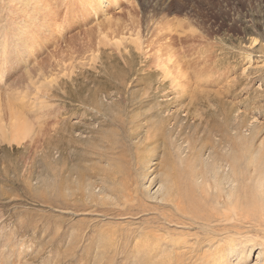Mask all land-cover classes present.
I'll return each instance as SVG.
<instances>
[{
  "label": "rangeland",
  "instance_id": "374dc122",
  "mask_svg": "<svg viewBox=\"0 0 264 264\" xmlns=\"http://www.w3.org/2000/svg\"><path fill=\"white\" fill-rule=\"evenodd\" d=\"M81 2L50 0L41 50L0 52L3 121L11 105L33 129L0 143V264H168L165 251L135 255L137 236L193 242L206 229L176 211V192L161 201L160 185L184 195L211 182L212 164L264 170V0ZM47 57L45 98L24 77Z\"/></svg>",
  "mask_w": 264,
  "mask_h": 264
},
{
  "label": "bare ground",
  "instance_id": "6f19581e",
  "mask_svg": "<svg viewBox=\"0 0 264 264\" xmlns=\"http://www.w3.org/2000/svg\"><path fill=\"white\" fill-rule=\"evenodd\" d=\"M81 1H83L81 2L82 5L92 2V0L90 1L81 0ZM10 2L11 1L4 2V0H0V9L1 10L4 9L3 11L4 17L0 16V52L2 53V51L8 49V51L15 50L17 53L26 52L28 54L30 52L35 53L36 50H33L35 47L37 48V51L44 48L45 45H43V43L47 44V39H48L45 33H47V31L53 28L54 25L53 15L55 14L56 11L55 9H54L55 12L52 10L54 8L53 4L50 3V0H18V1L14 0V4L16 6L14 4L10 5L9 4ZM25 15L26 18L22 19L25 17ZM50 15H52V17ZM8 20L9 21L12 20L11 24L8 22ZM7 23L9 24L8 26L10 27L9 33L3 31V28ZM169 26L170 25H167L168 29H170ZM160 29L161 31H163V28ZM37 31H40L39 36L36 33ZM34 34L37 35L38 38L34 37ZM139 42L140 39L137 34L136 48L139 47L140 44ZM51 60H53V57H47L46 59H43V61L39 64V66L36 69L33 68L31 70V73L27 74V76L24 77L27 82L26 87L28 85L33 86L32 89H35V92L41 91L37 93H41L45 98L48 95L46 93L44 94L42 88H46L47 86L49 87L51 82V81L47 82V79L45 77L47 70L50 67H52V65L54 64L51 62ZM9 62L11 64L13 63L12 61ZM167 62L169 63L170 60H168ZM13 65L16 64L14 63ZM162 66L164 73L171 76L172 74H170L169 68H167L166 64ZM83 73L85 72L83 71L80 74L76 73L77 75H73L75 77L71 80V82L73 83L72 85L77 84L75 80H77L78 77H82V75L84 76ZM34 76L36 77L35 79ZM182 76L183 77L181 81L183 79L184 81L188 79L187 76L186 77L185 75ZM179 79L180 76L179 77L176 76L175 78L172 77L173 80L172 83H174L176 87H180ZM22 80L23 77L20 79H16L13 82L14 84L16 83L21 84ZM39 81L42 82H40V84L37 87H35L36 83ZM60 82L56 84L59 87L61 84H64ZM26 87L24 89H26ZM117 96L121 97L120 94H118ZM49 97L57 98V96L54 95ZM18 106H20V104ZM7 110H8V117L3 121L4 118L2 117V107L0 103V143L6 142L7 144L10 145L11 144L20 145L21 141H25V138H27L31 133H33V129L31 128V126H29L30 124L27 125L26 120L19 113L18 109L13 108L11 105H7ZM223 163L226 162L223 161ZM250 165L251 163L245 166V169L247 170V168ZM219 170H220L219 167L217 168L215 164H212L211 171L209 170L211 173L210 176L211 182L201 183L198 181V179H195V183L192 184V186L193 185L194 186L193 187L189 186L186 189L187 193H185L184 195H182L183 193L179 194L180 192L179 191L180 189L178 187L179 185L177 184L178 186L176 185L174 186V183L173 184L171 183V186L168 187L166 184L160 185L156 189L157 191L156 195L162 194V196L166 200H161V201L164 202L166 201V203L170 201L172 193L173 194L174 192L177 193L176 194L178 195V197L176 198L177 200L172 204L175 206L176 211L179 212L181 215H184L185 212L191 213L192 218L195 220L193 222L196 223V225L198 224L200 227L206 229V232H203V234H201L203 235L202 238H198L199 236L198 237L196 236L193 242H189L190 240L184 239L183 237L184 235L181 234V237L183 238L174 240L176 242L174 241L171 242L170 240L169 242H160L161 238L157 235H154L155 232L154 233L151 232L150 229V231H146L145 233L139 232L141 233V235L139 234L137 236V240L134 243V245L132 244L133 253L135 255H140V253H143L147 257L149 255L153 261L155 260L154 258H156L157 255H160V252L162 253L163 251H165L167 253L165 257L168 256V258L166 257V260L168 259V262L170 264H186L189 263L190 260H192V258L195 257L196 260L198 258L199 261L204 260L205 264H223V262H229L230 264H240L242 262H244L245 264H264V170L258 171V174L255 178H254L255 175L254 173L256 172L255 169H253L252 174H249L248 172L246 173L247 178L246 176H244L245 173H243V171H241V169H239L238 166L229 167L227 165L224 166L223 171H219ZM248 184H252L251 185L252 187L249 188ZM88 187L90 189L89 193L92 192L99 194L103 192V189H101V187L98 188L97 186L94 185L92 187L91 186ZM240 190L242 192L241 196L239 194ZM121 191L122 194L120 193L121 194L120 198H122L123 205L127 206L128 201H131V199L123 190ZM195 193L197 194V196ZM156 195L152 197L155 200L158 197V196L156 197ZM182 196L184 198H188L190 204L188 208H184L186 206H183L184 203L182 201L183 200ZM83 198L85 199V197ZM92 202L94 203V201ZM126 211L128 213L131 212L132 210L125 209V212ZM170 218H171L170 220H172V217ZM151 238L152 241H150ZM110 240L112 241L110 243L116 242L115 239L113 240L110 239ZM110 245L111 244H109V246ZM159 262L160 261H158V263ZM161 263L165 264V262H161Z\"/></svg>",
  "mask_w": 264,
  "mask_h": 264
}]
</instances>
